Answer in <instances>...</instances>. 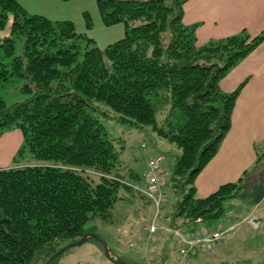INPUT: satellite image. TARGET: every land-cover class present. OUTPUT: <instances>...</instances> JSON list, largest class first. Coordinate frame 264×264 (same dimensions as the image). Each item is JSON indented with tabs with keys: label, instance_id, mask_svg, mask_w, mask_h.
I'll use <instances>...</instances> for the list:
<instances>
[{
	"label": "trees",
	"instance_id": "obj_1",
	"mask_svg": "<svg viewBox=\"0 0 264 264\" xmlns=\"http://www.w3.org/2000/svg\"><path fill=\"white\" fill-rule=\"evenodd\" d=\"M185 1L96 0L104 26L123 25V36L101 49L70 19L0 0V84L23 79L26 94L11 104L0 97V136L19 129L17 155L26 148L32 158L0 168V264H44L84 233L100 235L88 223L111 222L127 191L151 204L131 187L146 174L139 184L119 171L124 147L116 148L103 118L148 126L180 150L169 181L175 200L160 224L190 236L234 224L225 203L242 193L250 173L207 196L196 194L194 180L228 132L243 86L224 92L219 81L264 40V30L197 45V24L182 21ZM83 17L91 29L89 13ZM263 161L264 141L255 169Z\"/></svg>",
	"mask_w": 264,
	"mask_h": 264
},
{
	"label": "crops",
	"instance_id": "obj_2",
	"mask_svg": "<svg viewBox=\"0 0 264 264\" xmlns=\"http://www.w3.org/2000/svg\"><path fill=\"white\" fill-rule=\"evenodd\" d=\"M18 1L25 6L22 0ZM29 10L50 19H68L52 10L49 14H43L36 9ZM182 21L187 25L197 24L195 28L197 45L236 34L243 29L254 36L264 30V0H186L183 4ZM242 82L243 86L232 110L231 126L215 155L195 177L194 186L198 196H207L220 185L237 181L245 171L250 173L247 184L258 179L253 180V174L259 176L264 173V168L255 169L257 153L263 150L264 141V40L228 71L219 81V88L224 92H231ZM22 142L23 135L19 129L6 131L0 136V168L13 165ZM156 153L155 148L148 152L143 169L147 168V159ZM120 159L122 165L119 171L126 179L141 184L146 171L142 172V176L131 167L126 169L122 162L124 159L121 156ZM124 200L133 209L135 218L129 221L127 228L118 226L117 232L129 234L128 242H135L134 249L145 261L139 242L145 235V225L150 218L148 214L153 211L152 205L147 203L144 207L139 204V195L134 191L124 193V197L117 203ZM178 248L177 238L164 234L151 248L154 256H157L154 263L173 264L177 258Z\"/></svg>",
	"mask_w": 264,
	"mask_h": 264
},
{
	"label": "rangeland",
	"instance_id": "obj_3",
	"mask_svg": "<svg viewBox=\"0 0 264 264\" xmlns=\"http://www.w3.org/2000/svg\"><path fill=\"white\" fill-rule=\"evenodd\" d=\"M22 1L25 6L31 10H40L43 14H49L52 10L55 13L63 14L64 17H67L68 19L70 18L74 23L75 30L77 32L85 33L88 37L93 38L96 45L101 49L123 36L122 24H116L117 26H104L102 24L96 6V0ZM25 6L23 7L29 13H33ZM84 11H87L91 17V29L85 28V20L83 17ZM19 49L20 42L17 40V53L19 52ZM24 82L23 79H15L11 82L0 84V97L7 104L24 100L26 94L21 91V86ZM103 123L107 132L113 138L116 148H119L120 145L124 147L121 157L124 159L122 162L126 169L131 167L132 169H135L138 174L143 176L142 172L146 171V168L143 169V164L148 152L155 148L157 152L156 154L163 155L164 160L162 168L166 172V185L164 187L166 202L163 206L161 215L169 216L175 200L169 186V181L172 174L174 158L176 155L180 154V150L164 138L156 136L148 126H128L127 124L116 121L115 118H103ZM142 143L146 145L145 148L141 146ZM29 160H32V158L30 157V152L25 148L23 149L22 154L17 156L16 161L18 163H26L29 162ZM168 163L169 165L167 166ZM255 176H257V174L253 177ZM246 185V188H243L242 193L238 197H234L230 202L225 203L227 213H231L229 218L234 224L237 222L234 230L231 233H228V237L222 238L219 247L214 253H195L194 258L196 264H264V173L262 172L258 176L257 183L249 182ZM125 201L126 200L117 203L114 207V216L111 219V222H104L96 218L89 222L88 225H96L97 232L106 241L114 254L120 255L133 264H146L147 261L145 262L142 259L137 250L128 247L127 243L129 240V234L117 232L119 229L117 228L118 226L127 228L129 221L135 218L133 209L129 207V203ZM139 204H142L145 207L147 202L139 198ZM233 213L234 218L232 215ZM151 214L152 212L148 214V217L151 216ZM249 216L261 219V225L259 228L254 229L247 224L246 220ZM227 220L228 217L224 214L220 220L221 225L228 222ZM177 221L179 223L182 222L181 219H177ZM153 244H151V248L153 247ZM155 257L157 256L155 255ZM156 263L157 262L153 264ZM56 264L115 263L104 254V250L100 244L95 239L90 238L83 244L66 250L58 258Z\"/></svg>",
	"mask_w": 264,
	"mask_h": 264
},
{
	"label": "built area",
	"instance_id": "obj_4",
	"mask_svg": "<svg viewBox=\"0 0 264 264\" xmlns=\"http://www.w3.org/2000/svg\"><path fill=\"white\" fill-rule=\"evenodd\" d=\"M164 157L155 155L147 161V171L145 183L143 185L131 184V187L148 200L153 208L152 214L145 225V235L140 239L139 245L148 263L155 261L150 244L158 242L164 234L176 237L179 241L177 258L173 264H196L195 253H214L219 247L223 237H228V233L234 230L236 224L222 226L220 229L207 232L204 229L197 230L192 236L183 233L180 229L160 224L159 219L165 202L164 184L165 175L162 168ZM231 214V213H229ZM234 216V213H233ZM247 224L257 229L261 225L258 217L249 216ZM226 235V236H225ZM135 242L130 241L129 246H134Z\"/></svg>",
	"mask_w": 264,
	"mask_h": 264
},
{
	"label": "water",
	"instance_id": "obj_5",
	"mask_svg": "<svg viewBox=\"0 0 264 264\" xmlns=\"http://www.w3.org/2000/svg\"><path fill=\"white\" fill-rule=\"evenodd\" d=\"M90 238L95 239L102 246V248L104 250V254L108 258L112 259V261L115 264H130L128 261L123 259L120 255L114 254L112 249L107 245L106 241L100 235H98L95 232H86L79 239H77L76 241H73L71 243H68V244L62 246L55 253H53L47 259V261L44 264H51L52 261L56 257H58L59 255L63 254L66 250H68L69 248L75 247V246H79V245L83 244L84 242H86Z\"/></svg>",
	"mask_w": 264,
	"mask_h": 264
}]
</instances>
